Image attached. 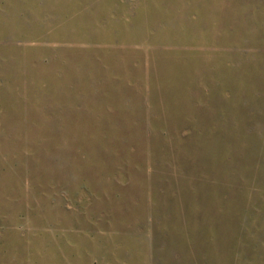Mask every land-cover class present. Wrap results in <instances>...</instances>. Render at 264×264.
Instances as JSON below:
<instances>
[{
	"label": "rangeland",
	"instance_id": "rangeland-1",
	"mask_svg": "<svg viewBox=\"0 0 264 264\" xmlns=\"http://www.w3.org/2000/svg\"><path fill=\"white\" fill-rule=\"evenodd\" d=\"M0 264H264V0H0Z\"/></svg>",
	"mask_w": 264,
	"mask_h": 264
}]
</instances>
